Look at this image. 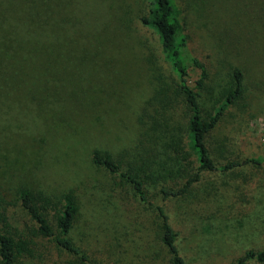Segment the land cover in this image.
Returning <instances> with one entry per match:
<instances>
[{"label":"rangeland","instance_id":"374dc122","mask_svg":"<svg viewBox=\"0 0 264 264\" xmlns=\"http://www.w3.org/2000/svg\"><path fill=\"white\" fill-rule=\"evenodd\" d=\"M175 2L207 70L203 119L243 73L241 99L206 138L212 159L264 155V0ZM147 10L146 0H0V232L26 248L17 264H84L38 233L21 189L54 231L63 195L74 196L70 238L92 264H170L157 205L186 264H228L263 247L264 166L203 171L183 195L160 194L197 165L178 82L140 22ZM95 151L141 179L151 205L93 164Z\"/></svg>","mask_w":264,"mask_h":264},{"label":"trees","instance_id":"16d2710c","mask_svg":"<svg viewBox=\"0 0 264 264\" xmlns=\"http://www.w3.org/2000/svg\"><path fill=\"white\" fill-rule=\"evenodd\" d=\"M148 3L147 15L140 19L143 26L151 29L157 36L165 60L169 63L172 73L178 82V89L183 96L189 112L187 123V145L196 162V173L176 190L161 188L160 194L165 200L169 197H178L186 193L189 187L199 180L200 172H227L244 166H264V155L247 157L243 160H232L219 164L212 159L206 145L207 136L215 129L225 111L239 101L244 93L243 73L235 69L232 72L233 88L226 94L223 101L207 119H203L198 99L207 79L205 65L195 57L189 47L184 33L181 11L175 0H146ZM32 22V21H30ZM33 23V22H32ZM197 71L194 84H190L191 72ZM92 162L101 166L109 173L114 174L128 183L137 199L151 205L148 201L144 183L141 179L123 171L108 154L93 152ZM21 206L38 225V233L54 240L63 251L70 253L83 262L92 264L89 258L72 242L70 230L77 206L71 193L63 195V204L56 221L57 230L54 231L48 224L45 216L35 202V195L27 189L19 192ZM157 216L161 220V244L170 253V264H186L184 256L178 247V234L169 223L163 207H155ZM27 251L21 243H14L8 235L0 232V264H17L18 256ZM264 263V244L260 251L248 250L237 260L228 264Z\"/></svg>","mask_w":264,"mask_h":264}]
</instances>
